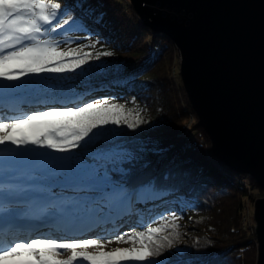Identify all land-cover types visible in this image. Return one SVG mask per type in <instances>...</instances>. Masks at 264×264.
Returning <instances> with one entry per match:
<instances>
[{
    "label": "trees",
    "instance_id": "16d2710c",
    "mask_svg": "<svg viewBox=\"0 0 264 264\" xmlns=\"http://www.w3.org/2000/svg\"><path fill=\"white\" fill-rule=\"evenodd\" d=\"M53 2L64 9L58 19L74 23L40 39L55 40L62 50L83 45V51L93 55H112L91 60L75 72L30 75L19 81L0 78V122L34 110L107 100L123 105L136 127L108 125L65 153L44 149L81 159L95 170L93 186L52 188L54 176L76 169L52 163L46 174L29 163L22 178H13L1 189L17 200L13 206L45 220L46 209L66 236L81 239L128 236L144 225L160 227L164 231L156 238L167 235L172 244L156 258L162 264H257L255 226H243L244 203L251 198V186L263 190L213 154L173 66L174 43L146 26L128 0ZM149 83L156 87L155 95ZM116 151L124 154L121 160L104 156ZM34 153L29 155L37 158ZM49 188L58 196L49 195ZM26 201L35 206L30 208Z\"/></svg>",
    "mask_w": 264,
    "mask_h": 264
},
{
    "label": "snow or ice",
    "instance_id": "6c2138e0",
    "mask_svg": "<svg viewBox=\"0 0 264 264\" xmlns=\"http://www.w3.org/2000/svg\"><path fill=\"white\" fill-rule=\"evenodd\" d=\"M63 14L61 4L53 0H0V78L19 81L30 75L75 72L91 60L112 55L109 51L93 55L83 51V45L62 50L55 40L40 39L65 25L72 26L74 21L58 19ZM121 123L136 127L135 123L129 122L123 105L110 104L107 100L85 102L82 106L34 110L11 122H0V145H34L65 153L96 136L97 130ZM94 172L90 166L77 161L75 172L53 177L52 188L68 184L91 188ZM8 179L0 176V189ZM147 183L153 184L154 181ZM52 188L48 189V194L58 196L52 193ZM2 197L3 192L0 191ZM42 213L46 220L60 223L48 216L46 209ZM15 219L0 216V231ZM163 231L160 227L144 225V230L128 234L127 241L125 236L116 235V242H131L133 247H117L112 251L102 250L107 243L113 242L106 239L32 236L7 243L0 241V264H162L156 258L162 256L165 248L172 246L167 235L156 238ZM137 241L139 247L135 246ZM89 247L98 251L89 253L86 251ZM67 252H71L68 259L58 258Z\"/></svg>",
    "mask_w": 264,
    "mask_h": 264
},
{
    "label": "water",
    "instance_id": "95a60500",
    "mask_svg": "<svg viewBox=\"0 0 264 264\" xmlns=\"http://www.w3.org/2000/svg\"><path fill=\"white\" fill-rule=\"evenodd\" d=\"M180 54V77L213 154L264 190V0H130ZM264 264V197L254 202Z\"/></svg>",
    "mask_w": 264,
    "mask_h": 264
},
{
    "label": "rangeland",
    "instance_id": "374dc122",
    "mask_svg": "<svg viewBox=\"0 0 264 264\" xmlns=\"http://www.w3.org/2000/svg\"><path fill=\"white\" fill-rule=\"evenodd\" d=\"M128 1L131 5L130 0H128ZM174 46H175V44H174ZM175 48H176V50L173 54V58H174L173 60H174L175 64L173 66H174V68L176 67V70L180 72V54H179L177 47H175ZM148 85H149L151 92H153V94L155 95L156 94V87L151 83H149ZM11 99H12V97H11ZM187 124H189V122L185 124V130H183L184 133L189 131ZM44 149H46V148L40 147V146H34V145H29L27 147L13 145L11 143H6L4 145H0V175H9L12 178L16 177V176L20 177L21 175L25 174V169H24V166H22V165L23 164H29L31 162H34L37 159H39L40 162L42 161L40 163V166H39L40 169L39 170L45 171L47 174L51 173L52 163H57V166H60L63 169L64 168L65 169H76L77 168V161H81V159H77L72 155H51L50 150H48V151H46V153H44L43 152ZM32 150L34 152H38L37 158L33 157V155L35 153ZM26 152H28V153H26ZM29 152H32L34 154L29 155ZM107 154L110 156H114L115 158H118L119 160H121L124 157V154L121 151L120 152L116 151V152H112V153L111 152L104 153V156ZM84 164H86V163H84ZM12 170H14L15 173L12 172ZM10 173H14V174H10ZM50 178H52L51 175H50ZM245 183L248 185L249 181H246ZM251 188H252L251 198L245 200V203H244L245 204V210H244V216H243V226H245V228H249V229H251L253 226H255L254 204H253V201H251V200H252V198L257 200V199L264 197V190L261 192V190L254 189V187H252V186H251ZM48 230H53V228H48ZM122 235L125 236V240L127 241L128 236L125 234H122ZM89 238L90 239H106V240L113 241V242L107 243L105 245V247L102 249L104 251H112L117 247L130 248V246H131V243H129V242H116L114 240L113 236L100 238L99 236L94 235V236L89 237ZM84 250L85 249H78V251H84ZM86 251L94 254L98 250L94 247H89L88 249H86ZM70 256H71V252H67L58 258L68 259ZM86 264H90V262H86Z\"/></svg>",
    "mask_w": 264,
    "mask_h": 264
},
{
    "label": "bare ground",
    "instance_id": "6f19581e",
    "mask_svg": "<svg viewBox=\"0 0 264 264\" xmlns=\"http://www.w3.org/2000/svg\"><path fill=\"white\" fill-rule=\"evenodd\" d=\"M42 200V198H39L38 200H37V202L39 203L40 201ZM24 204H29V206H30V208H32V207H34L35 205H33V204H31V203H29V202H25ZM33 221L34 222H36L37 223V225H38V227L40 228V229H44V224L43 223H40L41 221H36L35 219H33ZM46 232H48V233H55L54 231H52V230H45ZM65 233V232H64Z\"/></svg>",
    "mask_w": 264,
    "mask_h": 264
}]
</instances>
